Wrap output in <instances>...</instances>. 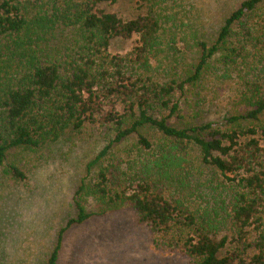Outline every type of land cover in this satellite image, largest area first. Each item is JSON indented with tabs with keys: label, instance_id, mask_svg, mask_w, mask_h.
Returning a JSON list of instances; mask_svg holds the SVG:
<instances>
[{
	"label": "trees",
	"instance_id": "obj_1",
	"mask_svg": "<svg viewBox=\"0 0 264 264\" xmlns=\"http://www.w3.org/2000/svg\"><path fill=\"white\" fill-rule=\"evenodd\" d=\"M137 1L144 11L123 18L99 7L116 0H0V188L28 178L14 151L101 123L112 137L87 163L47 264L68 228L125 203L157 250L194 264H264V0L240 1L211 41L188 26L190 0ZM134 35L128 53L108 52L110 39ZM162 57L183 76L158 79ZM212 75L235 81L236 111L171 123L175 94ZM90 195L97 211L83 204Z\"/></svg>",
	"mask_w": 264,
	"mask_h": 264
},
{
	"label": "rangeland",
	"instance_id": "obj_2",
	"mask_svg": "<svg viewBox=\"0 0 264 264\" xmlns=\"http://www.w3.org/2000/svg\"><path fill=\"white\" fill-rule=\"evenodd\" d=\"M240 1L190 0L188 26L197 25L198 33L211 41L222 19ZM99 7L123 18L144 11L137 0L103 2ZM262 23L264 31V20ZM136 40L135 35L129 39L112 38L108 52L126 54L133 49ZM186 56L190 63V57ZM166 62L164 57L158 66L154 62L158 79L164 80L173 74L183 76L182 63L174 68L167 67ZM234 84L233 79L223 80L212 75L188 85L184 93L175 94L180 110L170 117V122L177 126L208 121L220 123L238 107L234 102ZM100 124L86 123L81 132H71L50 144L49 149L14 151L12 159L24 168L28 178L22 182L9 181L0 188V250L5 251L4 262L47 264L58 230L68 218L76 215L73 196L86 175L87 163L112 137L110 127ZM132 141L134 139L126 141L118 150L123 152ZM94 173L95 167L91 169V174ZM202 173L213 174L212 170ZM83 204L87 210L97 211L100 203L90 195L84 196ZM153 239L151 227L139 222L136 210L125 203L119 209L68 228L62 236L56 264H194L188 255L177 249L169 253L155 249Z\"/></svg>",
	"mask_w": 264,
	"mask_h": 264
}]
</instances>
